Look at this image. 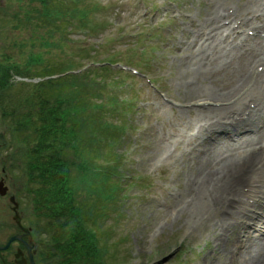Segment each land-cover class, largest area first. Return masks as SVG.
Segmentation results:
<instances>
[{"label":"rangeland","instance_id":"obj_1","mask_svg":"<svg viewBox=\"0 0 264 264\" xmlns=\"http://www.w3.org/2000/svg\"><path fill=\"white\" fill-rule=\"evenodd\" d=\"M244 2L234 0L232 4ZM48 3L0 0V69L16 64L30 75H66L69 71L79 76L69 80L67 93L81 102L82 128L78 132L84 153L79 155L76 149L75 155L72 150L69 159L78 165L87 158L91 161L90 177L95 178L87 179L94 183L89 191L84 172L74 168L73 178L80 204L88 210L94 208L90 225L97 229L101 246L108 251L107 264H220L222 258L213 259L219 250H215L209 232L190 231L172 222L164 226L166 211L170 204L182 200L185 178L193 173L191 160L186 162L180 153L172 154L161 145L165 143L163 138L182 133L194 117V113L179 111L197 107L189 102L182 104L187 100H182L183 90L175 80L179 71L177 49L187 42L189 31H195L194 25L201 22L207 1ZM52 7L54 13L50 12ZM58 11L63 13L58 15ZM107 62L114 64L112 71L93 70V64ZM11 72L15 85L40 80L22 79ZM34 90L29 86L14 89L11 94L16 95V102L21 100L15 106L0 93V174L4 166L14 162L7 173L10 194L17 193L25 216L35 215L36 227L40 228V242L35 239L40 251L36 261L45 264L40 254L47 245L46 223L43 220V225L38 218L37 185L29 184L27 170V163L38 157L31 159L38 146L37 134L28 121L33 109L27 108L25 101ZM6 108L16 112L5 116L2 109ZM25 120V129L16 131V124ZM103 125L106 129H99ZM121 128L125 131L120 132ZM263 207L264 201L260 200L255 211L263 214ZM6 218L0 209L1 244L16 231L3 226L9 222ZM3 257L0 254V261Z\"/></svg>","mask_w":264,"mask_h":264},{"label":"bare ground","instance_id":"obj_2","mask_svg":"<svg viewBox=\"0 0 264 264\" xmlns=\"http://www.w3.org/2000/svg\"><path fill=\"white\" fill-rule=\"evenodd\" d=\"M206 1L177 49L182 104L197 107L179 111L194 117L161 145L193 173L164 226L209 232L220 264H264V0Z\"/></svg>","mask_w":264,"mask_h":264},{"label":"trees","instance_id":"obj_3","mask_svg":"<svg viewBox=\"0 0 264 264\" xmlns=\"http://www.w3.org/2000/svg\"><path fill=\"white\" fill-rule=\"evenodd\" d=\"M43 1L45 4L49 1L47 5L51 4V0ZM65 2L67 3V0H64ZM78 3L80 2L78 1ZM50 12L54 13V7ZM63 12L58 11L57 14ZM56 18L55 14L53 19ZM0 68L2 67L0 66ZM4 68L0 69V93L1 96H6L14 106L18 104V101H21L17 100L16 102V95L11 94L14 89L19 86L35 88L31 94L32 97H27L25 101L27 108L33 109L28 121L35 128L34 132L37 134L38 146L32 152L31 159L36 155L38 157L27 163V170L31 178L29 184L39 186V190L37 191L36 187L35 191L36 211L44 216L46 223L47 238L44 239V242L47 245L44 253L40 254L41 262L45 264H107L108 251L101 246L97 229L90 225L94 216V208H92V212L80 204L79 188L75 185L76 182L73 178L74 168L80 172L84 167L74 164L69 159L72 150H75V153L77 149L80 155L84 153L78 132V129L82 128L79 109L81 102L80 99L75 100V96H70L67 93L70 87L69 80L73 81L79 76L69 71L66 75L53 72L30 75L29 71H22L21 66L16 64L4 65ZM93 68V70L103 73L112 71L109 66H96V63L93 64ZM12 70L14 72L18 70L17 74L28 78H45L55 75H59V78L47 79L38 84L24 83L22 87L11 82ZM56 90L61 95H58ZM56 96L58 97L55 98ZM13 109H2L3 115L12 116L16 112ZM28 121L17 123L15 130L25 129ZM106 127L103 125L99 129L105 130ZM74 143L77 148L74 147ZM83 165L89 191L94 183L87 179L94 181L95 177H90L93 176L91 175L93 167L89 158ZM94 168L95 171H98V168L95 166Z\"/></svg>","mask_w":264,"mask_h":264},{"label":"flooded vegetation","instance_id":"obj_4","mask_svg":"<svg viewBox=\"0 0 264 264\" xmlns=\"http://www.w3.org/2000/svg\"><path fill=\"white\" fill-rule=\"evenodd\" d=\"M14 162H11L9 165L2 168V172L0 174V202L1 206L0 209L3 212V216H6L9 222H5L3 226L6 229H15V233L12 234L6 243H0V254H4L5 257L1 258L0 264H16L19 259L24 258L27 263L30 264V251L32 252L35 261L36 256L39 255L38 248H37V239L39 241L38 232L40 230L39 227H36V217L35 215L28 214L25 216L24 208L21 205V201L17 198V193H11V187L9 186V175L8 170L13 168ZM2 184V185H1ZM4 191L5 193L2 194L1 192ZM13 191V187H12ZM27 217V218H26ZM12 218V221H11ZM40 221L44 220V216L39 214ZM28 221L31 223L28 225ZM14 222V224H13ZM40 223L38 222V225ZM44 225V221H43ZM14 241L11 242V240ZM40 242V241H39ZM14 246L17 248L14 249ZM5 248V249H1ZM22 255H21V254ZM20 254L19 257L17 255ZM13 256V261L10 259ZM10 257V258H9ZM37 263V261H36ZM38 264V263H37Z\"/></svg>","mask_w":264,"mask_h":264},{"label":"water","instance_id":"obj_5","mask_svg":"<svg viewBox=\"0 0 264 264\" xmlns=\"http://www.w3.org/2000/svg\"><path fill=\"white\" fill-rule=\"evenodd\" d=\"M1 193L4 194L5 192L2 191ZM14 240H15V238L13 240H11V242L14 241ZM1 249H5V248H1ZM20 254H18L17 257H19ZM17 264H26V260L24 258H22L21 260L17 261ZM30 264H36L35 261H34V258H33V254L31 253V251H30Z\"/></svg>","mask_w":264,"mask_h":264}]
</instances>
